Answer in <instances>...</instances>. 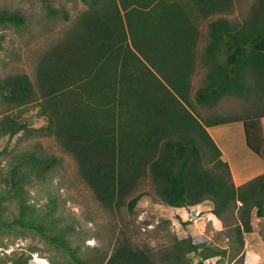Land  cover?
<instances>
[{
    "label": "trees",
    "instance_id": "trees-1",
    "mask_svg": "<svg viewBox=\"0 0 264 264\" xmlns=\"http://www.w3.org/2000/svg\"><path fill=\"white\" fill-rule=\"evenodd\" d=\"M82 2L87 10L38 62L35 84L23 73L0 78L1 100L9 107L0 116V139L6 140L1 150L11 156L0 200L14 201L18 210L10 221L58 243L61 234L48 230H74L58 215L56 200L39 207L26 203L32 195L24 187L49 182L57 168L59 159L40 142L54 139L76 160L103 207L119 208L149 177L163 205L211 203L219 219L235 213L233 230L243 244V235L252 232L253 210L264 218V173L236 186L206 127L242 121L247 146L264 159V111L200 117L190 112L189 96L201 63L205 77L192 93L198 105L213 108L223 97L250 93L264 98V0L242 24L210 20L202 52L200 23L228 11L231 0ZM47 9L49 16L59 12ZM0 25L23 29L26 19L19 11L0 10ZM4 40L0 34V51ZM27 138L35 143L24 148L21 141L17 149V140ZM144 195L133 197L129 208ZM191 253L204 264L226 251L192 237H174L160 254L121 242L101 263L188 264ZM29 258L17 254L10 264H28ZM77 261L89 264L87 258Z\"/></svg>",
    "mask_w": 264,
    "mask_h": 264
},
{
    "label": "rangeland",
    "instance_id": "rangeland-1",
    "mask_svg": "<svg viewBox=\"0 0 264 264\" xmlns=\"http://www.w3.org/2000/svg\"><path fill=\"white\" fill-rule=\"evenodd\" d=\"M258 0H231L228 11L210 16L200 23L201 37L198 49L208 42V22L223 17L233 23L246 21ZM47 5L58 10L49 16ZM0 10L19 11L26 19L23 29L11 25H0V34L5 40L0 51V78L14 73L27 74L35 84L36 70L41 57L65 38L74 27L79 16L87 10L82 0H0ZM63 13L67 17H63ZM191 77L193 92L202 85L206 68ZM201 67V68H200ZM0 96V116L8 110ZM264 111V98L257 94L223 97L215 107L197 105L194 113L200 117L210 114L243 115L249 111ZM33 138L17 140L24 148L33 144ZM6 142V140L4 141ZM0 139V191L8 175L10 154H2ZM41 146L59 159L52 178L45 184H28L24 187L32 195L27 204L35 207L57 201L67 221L74 223V230L53 227L47 231L61 234V242L14 225L10 219L17 213L14 201L0 200V264H10L11 257L19 254L29 258L28 264H78V259H88L89 264H102L104 254L109 255L118 243L127 242L134 247L149 249L154 254L167 249L173 238L192 237L194 242L226 251L223 257H213L204 264H264V218L252 213V232L244 234L243 244L234 232L236 215L231 213L223 219L211 213V203H202L192 208H171L160 203L153 193L149 177L142 179L123 205L115 209L103 207L95 198L92 189L82 179L73 156L54 139H42ZM232 176V174H231ZM233 180V176H232ZM234 181V180H233ZM141 197L130 209L129 201L139 193ZM26 201V200H25ZM239 204V203H237ZM188 264H197L199 256L189 254Z\"/></svg>",
    "mask_w": 264,
    "mask_h": 264
},
{
    "label": "crops",
    "instance_id": "crops-1",
    "mask_svg": "<svg viewBox=\"0 0 264 264\" xmlns=\"http://www.w3.org/2000/svg\"><path fill=\"white\" fill-rule=\"evenodd\" d=\"M198 50L202 52V49ZM200 66L202 69L204 68V65ZM199 70L201 69H199V64L197 63L195 71ZM192 93L193 90L191 89L189 96L191 106L189 110L197 116L194 113V109L198 104L193 101ZM151 94L152 90L149 89L148 96L151 97ZM206 130L220 149L222 159L228 163L233 176V182L236 186L243 185L249 180L264 173V159L247 146L244 124L242 121L207 126Z\"/></svg>",
    "mask_w": 264,
    "mask_h": 264
},
{
    "label": "water",
    "instance_id": "water-1",
    "mask_svg": "<svg viewBox=\"0 0 264 264\" xmlns=\"http://www.w3.org/2000/svg\"><path fill=\"white\" fill-rule=\"evenodd\" d=\"M199 259H201V257L199 256Z\"/></svg>",
    "mask_w": 264,
    "mask_h": 264
}]
</instances>
